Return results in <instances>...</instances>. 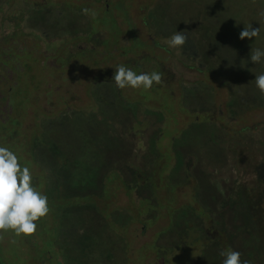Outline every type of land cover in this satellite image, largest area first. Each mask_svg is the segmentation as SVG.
I'll list each match as a JSON object with an SVG mask.
<instances>
[{"label":"rangeland","instance_id":"rangeland-1","mask_svg":"<svg viewBox=\"0 0 264 264\" xmlns=\"http://www.w3.org/2000/svg\"><path fill=\"white\" fill-rule=\"evenodd\" d=\"M6 2L0 4V20L5 17L12 23L19 13L16 7L29 5L51 7L48 14L36 10L33 16L39 26L49 28L48 34H56V28L43 23L51 9L66 12L68 23L63 38L48 41L28 31L16 34L12 24L4 32L0 25L4 40L0 44V147L14 152L21 167L30 169L32 185L47 196L50 209L33 236L17 237L10 231L0 235V262L47 264L52 219L58 215V221L63 216L57 231L62 232L63 246L69 242L67 235L83 232L87 236L89 231L94 235V227L100 234L89 251L66 252L85 264H95L98 257L102 262L111 246L116 250L115 264H223L220 253L229 249L239 251L242 262L251 251L253 264H261L264 242L243 216L251 208L225 205L221 210L213 200V195L220 194L211 190L219 181L227 199L235 176L245 177L248 187L264 189V107L230 105L229 87L220 76L191 61L182 62L167 44L178 26L194 27L196 44L204 40L203 46L218 52L204 50L209 61L225 60L235 82L247 86L252 71H237L236 57L228 52V37L204 15L203 6L198 7L203 0ZM85 8L90 10L88 15ZM18 21L17 17L14 24ZM190 34L188 30L186 35ZM120 65L138 75L160 73L162 82L148 91L119 89L112 76ZM189 84L200 86L197 94L183 89ZM67 112L75 114V123L55 122ZM85 120L100 129L101 145L88 137ZM63 127L65 133L71 127V133L75 129L78 135L61 141ZM254 127L253 136L237 134ZM83 138L86 142L78 147ZM236 138L240 148L233 158L231 145L237 144ZM218 139V145L214 144ZM53 141L66 154L68 164L70 158L76 160L77 166L67 168L69 176L74 175L70 179L56 174L59 157L48 148ZM71 143H75L72 151ZM229 154L230 166H214ZM239 157L241 163L236 161ZM92 163L95 172L89 166ZM255 198L258 227L264 233V199ZM243 239L252 242L245 246Z\"/></svg>","mask_w":264,"mask_h":264},{"label":"trees","instance_id":"trees-1","mask_svg":"<svg viewBox=\"0 0 264 264\" xmlns=\"http://www.w3.org/2000/svg\"><path fill=\"white\" fill-rule=\"evenodd\" d=\"M202 4L198 5V7L203 6V10H204V15L206 16H210L211 17V22L214 23V25L218 26V29L225 33L226 36L228 37V52H230V54H232V56L236 57L235 60V68L237 69V71H246V68H249V70H251L252 72L249 73V75L247 76V86L242 87L239 86L237 84L236 79H233V75L230 74L231 70L230 67L228 68L226 63H223L225 60H222V62H217V63H213L212 61H209L210 55L208 57V54L204 51L206 49H210V52L213 51L214 54L218 55V52L216 53L214 50L215 48H211V47H206L203 46V41L201 40L199 41L198 44H196V37L198 36V32L191 28L190 25H185L186 27L183 26H178L176 29V32H183L186 31L188 32L191 31V34L188 35V39L185 45H189V47L183 49H176V56L183 61H187V62H192L193 65H198L199 67H201L202 69H207L210 72H214L215 74H217L218 76H220V80L222 82H224V84H226L227 87H229V104L233 105L235 107H247V108H254V107H264V96L260 95V92L258 90V88L255 85V78L256 75L259 74H264V57H262L261 62L258 64H253L250 60V56H248L249 53V49L253 48V49H260L261 51H264V0H203V2H201ZM251 25L253 28H260L261 27V32L260 35L258 37L253 38L252 40H241L239 38V34L240 32L245 28V26H249ZM223 27V28H222ZM186 28H190V29H186ZM194 32V33H193ZM9 33H7L8 35ZM186 34V33H185ZM194 34H196V36H194ZM13 36V33L8 35L7 38ZM207 39V38H206ZM231 41V42H230ZM199 45V46H198ZM208 51V50H207ZM189 52V53H188ZM207 54V58H204L205 55ZM194 58V59H193ZM183 64H186L185 62ZM229 64V62H228ZM232 65V64H229ZM234 66V65H233ZM242 72V71H241ZM245 81V83H246ZM245 83L243 85H245ZM200 87V86H199ZM198 86L196 87V84H189L183 87V89H185L187 92L189 93H193V94H197L198 92ZM192 88V89H191ZM202 89H205L204 87H201ZM67 115H63V117H69L68 119L73 121L74 123L76 122V118H75V114H73L72 112H67ZM64 119V118H63ZM86 124L88 126H85V128L87 129L88 127V137H94V144L97 145H101V141L102 137L100 136V129L97 127L96 124L93 125H89L88 121H86ZM205 124V123H204ZM203 124V125H204ZM202 127V125H200ZM205 126V125H204ZM190 129L193 131V127H190ZM187 128V134L189 135V133H192L191 130ZM72 128L70 127V129H68V135L71 136L73 138V136H76L78 134H76V130L74 129L73 134L71 133ZM256 130V127L252 128V129H245L243 131H241L240 134L241 136H243V138H246L248 136H253V134L251 133V131ZM91 131V132H90ZM210 131H212V129H210ZM86 132V133H87ZM103 133V132H102ZM207 134V132H205ZM232 137H230L231 139ZM74 139V138H73ZM217 139V138H216ZM235 141L237 142V144H232V152L231 154L234 156L233 158H235L234 154L238 153V150L240 148V146L238 145L240 143V138H236ZM82 142H86V139L83 138V140H81L79 143H76V145L78 147L81 146ZM215 142V143H214ZM212 142V144H217L219 142L218 141H214ZM55 143V141H54ZM230 142H228L227 144H229ZM56 144V145H55ZM50 143L48 145V148H50V150H52V152H54L55 154L58 155V171L56 172V174L58 175V177L60 178V176H65L67 175V177H69V179L74 176L72 174L71 177L69 176V173L67 172V168H69V166L74 167L77 166L76 164V160L73 161L72 158H70V164H68V158L66 156L65 153H60L57 147V143ZM72 144L68 145V148L72 151ZM75 146V143L73 144ZM98 145V146H99ZM218 145V144H217ZM215 145V146H217ZM89 146V145H88ZM227 146V145H226ZM230 147V144L228 145ZM219 149L223 150L224 146H219ZM247 152H249V148L246 150ZM254 152V148L251 147V153ZM97 153H94V155H96ZM227 159H222L220 161H217V167H225V165L230 166L229 160L232 158V156L229 154L227 156ZM241 157L234 159L238 162V160H240ZM241 163V162H238ZM74 166H73V165ZM85 166H87L85 164ZM90 168L92 166L91 171L95 172L97 169L95 168V164H89ZM213 166V165H212ZM213 166V167H214ZM65 171V172H64ZM66 177V178H67ZM235 179L233 180L234 182V190L231 194H229V196L226 199V196H222L224 194L225 189L222 188V185L220 183H214V185L212 186V190L214 194V192H219L218 194H220V196L216 197L213 195V200L214 203H216V205H218V208L222 210V206L224 207L225 205H228L229 208H232L233 206H242V207H250L251 208V212L250 214H248V212L243 213V216L245 217V219H249L247 222L250 226V228H252L255 231H258L259 235L261 236L260 238L262 239H258L261 241V243L263 244L264 242V233H261V231L263 229V227H258V220H257V215H258V209L255 208V204L258 202V200L255 197L259 198V202L260 200L264 199L263 193H264V189L261 187H256V188H251L248 187L250 186V182H243L245 177L243 176H235ZM66 180V179H65ZM246 181V179H245ZM87 186H90L91 184L86 183ZM260 184V183H259ZM261 186V184H260ZM215 188V189H214ZM229 190L231 189L228 188ZM252 191L254 192V194H252ZM256 192H258L256 194ZM198 193H200L198 191ZM221 197V199L219 200V198ZM203 199V198H202ZM216 201V202H215ZM239 203V204H238ZM237 208V207H236ZM235 210V209H234ZM233 210V211H234ZM223 212H221L219 215L220 217H222ZM262 220H263V215H260ZM251 220L253 221V223L251 222ZM263 232V231H262ZM88 233H91L88 235V241L91 242V240L94 239V235L93 232L89 231ZM231 236H233V234H231ZM230 242L232 241V237H230L229 239ZM253 241H256V238L253 239ZM244 243H247L245 246L250 245L252 240L249 242L248 244V240L247 239H243ZM254 244V242H253ZM253 247V251L255 253H259L257 252V249L255 248V245L251 246ZM253 252L249 251L246 252L244 254L245 259L243 261L248 262V264H253L254 263V258L252 257ZM260 258L262 259V263L264 262V255H262V253H259ZM0 264H2L0 262ZM103 264V263H102Z\"/></svg>","mask_w":264,"mask_h":264},{"label":"clouds","instance_id":"clouds-1","mask_svg":"<svg viewBox=\"0 0 264 264\" xmlns=\"http://www.w3.org/2000/svg\"><path fill=\"white\" fill-rule=\"evenodd\" d=\"M89 9L83 10L85 15ZM92 16L96 13L93 11ZM260 28L245 26L240 32L241 40H252L258 37ZM186 31L174 33L167 41L170 48H182L188 39ZM264 57V51L252 49L250 60L258 64ZM112 80L119 89L132 88L148 91L153 84H160V73L136 74L129 68L120 65L116 68ZM255 85L260 95L264 96V74L256 75ZM48 198L32 185V175L28 167H21L17 155L6 147H0V235L12 232L17 237H31L37 231L38 222L49 214ZM223 264H248L241 260V253L235 250H225L220 253Z\"/></svg>","mask_w":264,"mask_h":264},{"label":"flooded vegetation","instance_id":"flooded-vegetation-1","mask_svg":"<svg viewBox=\"0 0 264 264\" xmlns=\"http://www.w3.org/2000/svg\"><path fill=\"white\" fill-rule=\"evenodd\" d=\"M6 1L7 0H2L1 3L3 2L2 4L5 5L7 3ZM16 8H17L16 11H18L19 13H16L17 14V15L15 14L16 17L14 16L12 18V21H11L12 23H10L9 21H6L5 17H2V19L0 20L1 21L0 25L2 26V28H3L2 30L4 32L6 31V29H8L9 25L12 24V25H15L17 28L16 34H18L19 32H22V31H24V32L28 31L29 33H34V36L36 34V36L41 37L44 41H48V39L53 40L54 38H56V36H58L59 38H63L62 37L63 36V29L68 23L66 12L55 11V10L51 9L50 14H49V18L46 17V19L43 21V23H48L53 28H56V31H55L56 34H52V33L48 34L49 28L43 29L41 26H39L36 23V21L33 20V16H34V13L37 12L38 10L43 11L44 14H48L49 9L51 7L49 9L44 8V7H40L39 9H36V8L33 9V8L29 7V5L28 6L19 5ZM21 12H23L25 14L22 15ZM17 17H18L19 21L17 22V24H14V21L16 20ZM14 34H15V32L13 33V35ZM149 38L151 39V41L153 43H155V39L152 36H149ZM3 43H4V40L0 39V44L2 45ZM68 118L69 117H63L62 116V117H59L58 119H56L55 122L58 123L60 119H63L61 121V125H64L66 123L64 126H67L68 125L67 122L69 121ZM56 124L53 126H50L49 128L51 129V127L52 128L56 127ZM57 131H61V130L59 129ZM62 131H63V133H62ZM62 131H61L62 135H61L60 140L63 138L64 141L67 142V140L65 138H68L70 136L68 135V133H65V127L62 128ZM44 135L46 137V133H44ZM46 139H48V138L46 137L45 141H46ZM65 191L68 194V196L70 195L69 197H73L72 196L73 194L71 195L69 193L68 189H66ZM71 207H73V206H71ZM58 218L59 217L57 215V216H54L52 219L53 220V227H52V230L50 232V237H52V238L49 237V240L51 241L52 246L50 249L47 248V250H46V253L48 255L46 258L47 264H85L77 256L75 257L73 254L66 253V252L77 250L83 254L84 252L89 251V249H90L89 246L94 247V244L96 246L95 239L99 240L100 234L98 232H95L96 229L94 227V239L91 240V242L88 241V235L86 236V234L83 232L78 233V235L73 236V237H70L69 235H67V238H65V239L69 240V242L65 243L63 246L62 245V237H61L62 232L60 231L57 233L58 229L61 230L60 226L62 224L61 221L63 222V216L60 219V221H58ZM98 218L100 219V217H98ZM98 234H99V236H98ZM111 247H113V246H111ZM111 247L110 248L108 247L109 249H107V250L109 253L107 254L106 258L103 259L102 262L100 260V257L95 258L93 262L95 264H102V263L103 264H115L112 261L114 260L113 256L115 255L116 250L111 249Z\"/></svg>","mask_w":264,"mask_h":264}]
</instances>
